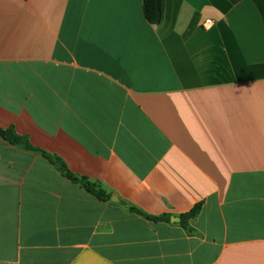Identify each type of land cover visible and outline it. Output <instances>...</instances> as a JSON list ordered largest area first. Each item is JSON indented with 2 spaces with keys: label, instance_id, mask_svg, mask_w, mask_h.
I'll return each instance as SVG.
<instances>
[{
  "label": "crops",
  "instance_id": "1",
  "mask_svg": "<svg viewBox=\"0 0 264 264\" xmlns=\"http://www.w3.org/2000/svg\"><path fill=\"white\" fill-rule=\"evenodd\" d=\"M162 6L0 0V129L111 197L0 134V264H264V0Z\"/></svg>",
  "mask_w": 264,
  "mask_h": 264
},
{
  "label": "trees",
  "instance_id": "2",
  "mask_svg": "<svg viewBox=\"0 0 264 264\" xmlns=\"http://www.w3.org/2000/svg\"><path fill=\"white\" fill-rule=\"evenodd\" d=\"M143 11L146 20L153 25H160L163 21V6H162V0H143ZM1 136L7 140L9 143L23 147L30 151H36L39 153H42L43 156L48 159L55 168L63 175L65 178L71 180L73 183L81 185L87 192L90 194L96 196L99 199L102 200H110V195H107L105 191L96 183H93L89 181L87 178H81L75 176L70 169L68 168L67 164L59 157L50 155L40 149H37L33 147L29 140L26 137H23L21 135H18L15 133L14 130H3L0 129ZM202 205H197L194 209H192L189 213H186L181 216V225L187 229L190 233L192 232V229L189 227V220L195 219L198 217V215L201 212ZM132 212H136L150 220L153 221H169V217L163 216V217H150L142 213L141 211L131 208Z\"/></svg>",
  "mask_w": 264,
  "mask_h": 264
},
{
  "label": "water",
  "instance_id": "3",
  "mask_svg": "<svg viewBox=\"0 0 264 264\" xmlns=\"http://www.w3.org/2000/svg\"><path fill=\"white\" fill-rule=\"evenodd\" d=\"M174 220L179 221L180 219L179 218H175Z\"/></svg>",
  "mask_w": 264,
  "mask_h": 264
},
{
  "label": "built area",
  "instance_id": "4",
  "mask_svg": "<svg viewBox=\"0 0 264 264\" xmlns=\"http://www.w3.org/2000/svg\"><path fill=\"white\" fill-rule=\"evenodd\" d=\"M207 23H210V21H207Z\"/></svg>",
  "mask_w": 264,
  "mask_h": 264
}]
</instances>
